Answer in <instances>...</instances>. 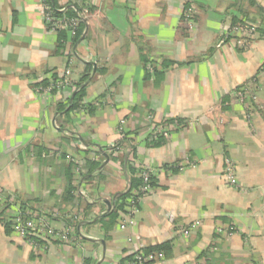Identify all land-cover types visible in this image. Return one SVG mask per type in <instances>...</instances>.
Instances as JSON below:
<instances>
[{"label": "crops", "instance_id": "0c3cea01", "mask_svg": "<svg viewBox=\"0 0 264 264\" xmlns=\"http://www.w3.org/2000/svg\"><path fill=\"white\" fill-rule=\"evenodd\" d=\"M185 1L195 7L188 29L179 20ZM234 1L57 0L85 7L81 36L62 53L43 24L42 0H0V192L30 209L58 210L51 227L72 225L78 235L33 251L7 223L1 198L0 264H119L135 247L164 241L172 242L170 258L144 264H264V80L257 77L264 34L247 46L223 37L242 13L264 28V0H239L238 9ZM145 61L155 66L149 74ZM71 65L75 86L87 75L85 95L65 113L58 104L73 90L37 95L35 88ZM252 78L249 120L234 93ZM167 119L181 120L180 128L162 145H146ZM125 152L134 168L162 170L129 212L132 223L106 230L98 221L105 201L129 178L111 156ZM225 159L235 186L224 182ZM86 160L100 164L98 173H85ZM174 162L180 169L168 171Z\"/></svg>", "mask_w": 264, "mask_h": 264}, {"label": "built area", "instance_id": "2783aa9c", "mask_svg": "<svg viewBox=\"0 0 264 264\" xmlns=\"http://www.w3.org/2000/svg\"><path fill=\"white\" fill-rule=\"evenodd\" d=\"M42 19L46 29L50 32H53L55 29L66 30L70 34L76 33L80 21L82 20V15L78 14L76 16L70 17L66 14L55 15L53 9L49 4L42 0ZM194 10V9H193ZM192 8H189V13L186 16L187 19H190ZM257 31V26L250 23H244L241 25L228 26L225 28V37H235L239 41L242 38H253ZM149 68V67H148ZM150 69V68H149ZM261 71V72H260ZM259 72L262 73L261 76L264 77V61L260 66ZM72 65L66 67L62 71L57 72V77L52 78L50 74L48 85H39L35 88L37 95H46L51 93L53 90H60L63 88H70L75 90V85L72 83L71 79ZM258 77V74H257ZM237 101L245 110L246 118H251L252 105L256 104L255 97L251 92L249 93L247 88H242L234 93ZM250 102V103H249ZM253 103V104H252ZM251 105V106H250ZM168 126V125H167ZM164 125H157L154 128V133L163 135L165 138L170 136V133L176 129L177 122L174 121L172 124L167 127ZM225 169L223 173L224 182L228 185L235 186V181L233 179V167L230 164L228 159H225ZM137 171V177L141 178L144 181V186L140 188L142 193L141 197L138 198V203L140 204V199L145 197L151 192V188L148 186V181L150 176H157L156 168H146L143 166L135 165ZM155 171V174H154ZM2 194L0 192V198ZM3 198V197H2ZM4 209L8 213V220H10L13 230L16 234L31 248L40 249L42 252L47 250L48 245L53 241H58L61 243L70 244V241H74L76 234L74 233V228L68 227L64 230H55L51 227L50 221L52 216H60L58 210H54L51 213H44L35 209H21L19 202L15 199L13 195L8 196L3 200ZM131 212V211H130ZM130 213L124 214L123 219L118 222L117 227L120 230L126 228V223L130 221ZM127 219V220H126ZM129 223V222H128ZM78 236V235H77ZM134 262H129L128 264H144L153 259V255L149 254L145 257L139 252H134Z\"/></svg>", "mask_w": 264, "mask_h": 264}, {"label": "trees", "instance_id": "16d2710c", "mask_svg": "<svg viewBox=\"0 0 264 264\" xmlns=\"http://www.w3.org/2000/svg\"><path fill=\"white\" fill-rule=\"evenodd\" d=\"M49 6L51 7V9H53L54 14L59 16L62 14H66L67 16L73 17L76 16L78 14H80L82 12V9L85 8L84 6H79V5H75L73 4L68 5H59L57 3V0H45ZM250 4L255 5V1L254 0H248ZM238 2L239 0H235L234 3H232L230 6L232 8H236L238 9ZM189 8H192V10L195 12V7L193 6V4L189 3L188 1H185L183 4V9H182V14L180 16V25L183 27V29H188V23L186 16L188 15ZM259 11L261 14H264L263 9L259 8ZM243 16H241L240 18H236L235 16L233 17V19L231 20L230 23V27L235 26V25H241L244 23H250V24H255L254 22H252V20H249L247 15H244L242 13ZM195 17V14H191L190 20H192ZM189 20V19H188ZM85 26V22L84 19L82 18V20L80 21V24L78 26V29L76 31V33L74 34H70L68 33L66 30L63 29H55L53 32L56 34V38H57V51H61L62 53H64V51H68L67 47V43L66 41L69 40L71 42V44H75V42L79 39V37L81 36V33L84 29ZM259 30H263L264 28L261 29V27L257 26V31ZM147 61V60H146ZM144 62L143 66H144V70L148 73V68L147 67H153V69L155 68L154 64H152V62L148 65V62ZM86 70L89 71L90 70V65L86 64ZM145 72V73H146ZM52 78H56L57 77V72H53L52 73ZM147 76V74H146ZM87 75H85L81 81L76 83L75 86V90H73V93L71 95V97L69 98L68 101L63 102L60 104H58V111H64L65 113H69L71 111H74L75 109H78L82 106V99L85 95V86L83 85V83L86 81ZM50 78H45V79H41L37 85H48ZM57 92V90H53L51 93H55ZM59 103V102H58ZM176 121L177 122V128L174 130H178L180 128V123L181 120L179 119H167L164 120L162 123L163 125L165 124L167 127H169L170 124H172V122ZM125 139V138H124ZM166 138L163 135H159L154 133L153 135H151L150 138H148L146 145L148 146H160L165 142ZM116 146L119 145V142H116ZM111 155V154H110ZM123 157L117 158L118 156H114L112 154V158H114V160H119L120 163L125 164V169L127 170V172L129 173V178H128V186L126 188V190L121 191V192H117L114 195L113 201L110 203V208L107 212H105L104 215H102L98 221H107V224L104 226V228L107 230V228L112 227L114 224H117L118 222H120L122 220V216L124 214H128L132 208L134 207H138L139 203H138V198L141 197L142 193L140 191V188L142 186H144V181L141 178H138L135 173H136V169L134 167H132L131 165L128 164V158H127V153L125 152L123 154ZM86 172L85 173H98L97 170L99 168V163L95 160L93 161H87L86 160ZM167 169V168H166ZM180 169V166H178L177 164H173L171 165L167 170L171 171V172H175L176 170ZM155 176H150L149 181H148V186L152 189L153 186L155 185ZM70 180L71 178H69L67 185L65 187V193L67 195V197L69 199H72L74 197L73 194V190L74 187L70 184ZM7 195H4L3 198H6ZM15 199L18 201L19 198L15 195L14 196ZM2 198V196H1ZM0 198V199H1ZM2 198V200H3ZM19 202V201H18ZM20 208L21 209H27V205H25V203L20 202L19 203ZM30 209V208H29ZM11 229H13V226L10 222V220L7 222ZM73 224V226H75L76 223H71ZM72 226V225H69ZM77 236V235H76ZM139 253H141L143 255V257L151 254L153 255V259L150 262H155V261H163L166 260L168 258H170V256L172 255V242L171 241H164L161 243H156L153 245H148L142 248H139V250L137 251ZM133 254L132 255H128L123 257L119 264H128L129 262H134V258H133ZM88 260H85L86 264H91V262H87Z\"/></svg>", "mask_w": 264, "mask_h": 264}, {"label": "rangeland", "instance_id": "374dc122", "mask_svg": "<svg viewBox=\"0 0 264 264\" xmlns=\"http://www.w3.org/2000/svg\"><path fill=\"white\" fill-rule=\"evenodd\" d=\"M182 9H183V7H182ZM191 13H193L194 14V11L193 12H191ZM181 14H182V10H181V13H180V16H181ZM180 20V19H179ZM189 25H192L191 23V20L189 19H187V21H186ZM43 24H44V22H43ZM254 25H256V26H258L256 23L254 24ZM45 26V25H44ZM189 27V26H188ZM257 32L258 31H256V34H257ZM262 33L264 34V31H262ZM256 34H255V36H256ZM224 35H225V33H224ZM223 37H225V36H223ZM224 39V38H223ZM222 39V40H223ZM250 39L251 38H242L240 41H239V43H238V45H242V46H247V44L249 43V41H250ZM221 42V41H220ZM263 61H264V59L261 61V64H260V66L262 65V63H263ZM150 63H151V61H150ZM148 65H150L149 63H148ZM148 68V67H147ZM149 68H150V66H149ZM149 68H148V74L150 73V71H149ZM259 69H260V67H259ZM259 69H258V72H257V74H258V79H260V81H263L264 80V77L263 76H261V74L262 73H260L259 72ZM254 83H255V80L252 78V80H250L249 82H247L246 84H244V85H242V87L240 88V89H242V88H247L248 89V91H249V93L251 92V94H253L252 93V89H253V86H254ZM240 89H238V90H240ZM238 90H236V91H238ZM235 91V92H236ZM250 103V102H249ZM253 104V103H252ZM251 106V105H250ZM242 109L244 110V108L242 107ZM252 110H253V105H252ZM252 110H251V114H252ZM246 115V114H245ZM249 120L251 119V118H248ZM174 165L176 164V162H174L173 163ZM173 164H171V165H173ZM185 165L184 166H186L187 164L189 165V163L188 162H186V163H184ZM146 168H149V167H146ZM160 168V167H159ZM181 168H184V167H182L181 166ZM162 170V169H161ZM161 170H156V172H157V174L159 175L160 174V172H161ZM154 174H155V171H154ZM135 175L137 176V171H136V173H135ZM142 199H144V197H142L139 201L141 202L142 201ZM137 210V208L136 207H134V208H132V211H136ZM123 216V215H122ZM127 220V219H126ZM129 222V223H128ZM127 223H126V225H128V224H131L132 223V221L130 220V221H128ZM127 227V226H126ZM124 230V229H123ZM29 246V245H28ZM29 248L31 249V250H33V251H37L35 248H31L30 246H29ZM139 250V248L138 247H135L134 249H133V252H132V254L133 255H135L134 254V252H137ZM150 262V261H149Z\"/></svg>", "mask_w": 264, "mask_h": 264}, {"label": "water", "instance_id": "95a60500", "mask_svg": "<svg viewBox=\"0 0 264 264\" xmlns=\"http://www.w3.org/2000/svg\"><path fill=\"white\" fill-rule=\"evenodd\" d=\"M106 203H107V206H108V209L107 210H109V208H110V203L108 202V201H105Z\"/></svg>", "mask_w": 264, "mask_h": 264}]
</instances>
